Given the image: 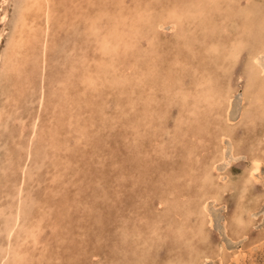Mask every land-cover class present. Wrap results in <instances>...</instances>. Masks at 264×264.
<instances>
[{
    "label": "rangeland",
    "instance_id": "rangeland-1",
    "mask_svg": "<svg viewBox=\"0 0 264 264\" xmlns=\"http://www.w3.org/2000/svg\"><path fill=\"white\" fill-rule=\"evenodd\" d=\"M156 1L157 5H155ZM167 1L122 0L121 3V0H75L73 3L69 4V8L67 9H64L61 7V5L58 7L59 15L73 16L72 18H74L75 22H78L79 24L76 31L73 32L74 30L69 27L68 22H63L64 25L62 24L58 36L54 38L55 40L60 38L62 42H58L60 45L58 46L59 49H56L57 51L54 49L48 52L47 59L49 60V63L46 69V74L48 76L46 79L47 83L58 78L60 74L62 75L63 70L66 69V66L68 65L69 58L66 55L67 47L72 45L73 42L75 43V41V44H78V42L80 43L78 44L80 47H78L79 49L77 55L88 54L90 56L89 59L95 63L100 62L102 58L106 57L100 54L101 47H98V44L96 43H92L91 39L93 33H89V26L90 23L98 18L99 20L97 21L98 23L100 22L98 24V28H101L100 25H102V27L107 26L105 22L111 20L113 17L112 14L119 10H122V12L119 13H121L120 16L123 17V24L125 23V26H123L128 33L126 41L130 45V59L132 56H134L135 59L128 61L127 65L123 67L124 69L119 68L118 70H113V68L110 66L111 61L109 57L105 58L104 61L106 66H103L100 63V65L98 64L99 67L96 65L93 67L97 69L99 68L100 71L98 73L99 75H97V79H94V81L91 82L95 85L90 84L85 94L73 100V103L71 101L65 102L62 103L63 105L61 104V107H55L53 118L51 119L52 123H46V120L49 116L48 113L45 112V115L42 116L43 120H45V124L47 126L49 125L51 130L47 132V135H44L43 138L37 139L36 137L37 140L35 141V147H46L45 149L48 150V159L43 158L44 163H41L35 157H33V160L32 158L29 159V170L32 172V174L30 175L29 173L30 177L28 176L25 178L26 181L21 193V196L24 200H22V202L25 203L23 204L24 206L22 205V216L23 218H27L26 224L28 223L27 225L29 226V245L24 243V248L21 249L25 252L23 255L27 254L26 257L24 256L26 260L30 261L24 263L220 264L222 261L223 264H264V243H262L264 242V100L262 99L263 102L260 101L261 105L256 103L247 106L244 99L245 93L243 88L245 87V80L243 77H238L240 74L243 75V72L246 68V62L248 58L247 46L245 47L246 49H244L240 54V58L234 62L236 64L231 63L229 65V61L225 58H222L221 54H212L211 56H207L204 49V47L211 40H216L220 44L221 48H224V45L226 46L228 42L232 40V38H235V35H237L239 31L243 33L245 38H248L250 35L253 36L252 33L249 34L248 32V30L251 29H245L244 31L240 29V21L244 19V16H242L241 13L244 11L248 12L247 10L252 12L254 11L253 19L256 23L260 22L262 18L261 14L264 13V0H216V2L220 4V8L222 9L221 11H223L222 15H226L227 12H229V9H227L228 3L230 8L232 7V9H234L236 7L238 11L233 15V17L229 16L226 18L222 24L224 26L222 29H219V26H216L217 24L212 25V29L209 19V17L213 15L218 16L219 11L217 12L216 10H213L208 15L203 17H197V15L194 14L192 15L191 12H194V10L189 6L188 3L190 1L199 2L201 0ZM171 1L174 3V5L171 3ZM75 2L78 3V6L73 5L76 4ZM131 2H134L133 4H135V7ZM146 2L149 3V5L147 4L148 6L146 5ZM166 3L168 5L167 7ZM1 4L0 10L4 7L3 3ZM175 4H178L177 7L180 5V9L178 8V11L185 9L186 7L191 14L189 15L188 11L186 10L187 13L185 12L184 18L181 19L180 25H182V27L180 26L173 30L169 21L170 15H168V10L172 8V6L174 7ZM15 5L16 0L10 2L8 18L6 21L8 25H12L13 19L15 17ZM145 5L146 7H149L147 9L152 10H148L150 14L153 12L151 16L145 12L146 16L148 15L151 19L150 22L148 17L144 15V11L147 10ZM116 6H119V8ZM123 8H125V10ZM131 8L133 9L132 11ZM138 9L142 13H140ZM176 9L177 8H174V10ZM67 10L69 13H65ZM61 11H63V14ZM162 12L164 13L162 14ZM129 15L131 17L133 16V18L129 17ZM163 15L166 18H164V21L163 19L161 20V27H159L160 25L157 24H159L160 20L157 18H161ZM186 15L188 16L186 17ZM90 17L95 18H93L92 21V18ZM85 19L87 22L84 21ZM85 22L86 24L88 22L89 23L86 25ZM217 22H219V20ZM2 25L3 22L0 20V29L2 28ZM254 30H256L257 34V29ZM141 36L144 37L141 38ZM88 37L89 39L86 41L85 39ZM172 38L175 39L177 43ZM256 38L258 39L257 36ZM63 39L65 42L67 41L66 44H64L65 42ZM66 39H68L69 42ZM254 39L255 37H250L248 40V45L254 44ZM5 40L6 35L4 34L0 40V52L3 50ZM156 43L159 45H155ZM150 45L152 50H150ZM60 50H62V53H60ZM120 55L121 54L118 53V62H121L123 59L122 55L121 57ZM165 56L170 59L166 58ZM62 59H64L63 62ZM56 63L61 64L57 65ZM62 63H64V66ZM261 63L264 64V57H261ZM187 64H190L191 66L189 65L187 67ZM218 64H222L223 66L228 65L230 67L227 66L226 70H222V68L217 67ZM107 66L110 67L106 68ZM194 67L196 68V71L194 70ZM161 70L164 72H161ZM205 71L209 72V76H211L210 78L212 81L215 80L216 75H221L222 86L225 85L227 88L231 85L233 87L232 92L230 93L233 97H231V107L229 106L227 111L224 113L223 104V106L218 110L221 112L222 118H218L219 116H217L216 111L217 107L215 108L214 104L204 105L201 110L197 111V114L194 115H191L188 112L187 107H190L193 98H196L195 92L193 91L194 81L198 77H202V75L204 76ZM129 73L132 75V77ZM227 74L230 75V79H226L228 76ZM104 76L106 77L104 78ZM118 78L121 80L119 81ZM180 78L182 79L181 83H179ZM79 80H81V78ZM79 80L76 84H79L78 88H82V83H80ZM135 81L138 84H136ZM170 81L172 84L166 86V83H170ZM69 85L70 84H67V87ZM189 85L191 87H189ZM113 86L114 88L112 89ZM179 86H181V89H185V91L188 89L190 92L186 91L184 95H179L177 90ZM166 88L167 90L165 91ZM68 89L70 88L68 87ZM71 90L74 91L73 89ZM90 91L95 92H92V94ZM97 94L99 96H97ZM1 100L2 98L0 96V102ZM25 100V97L23 98L22 96L20 103L25 104ZM116 102H118V104ZM21 106L22 108L19 109L20 113L17 115L22 114L24 116V110L29 111V108H34L35 104H32V107L30 105H26L24 110V105ZM115 106L118 107V109ZM252 107H254L255 110L252 109ZM260 110L262 115L259 114ZM75 115L80 116L78 126L77 122L74 120ZM155 118L156 120H154ZM241 119H243L242 123ZM261 119H263V121ZM26 120H24L25 123H23L22 127L24 126L25 128L26 126V128L29 129V118ZM141 120L144 122H141ZM11 122L12 120L10 119L8 120L7 124L11 126ZM227 122L235 124L234 133L229 138L223 137L220 139V129L223 126L222 124H226ZM0 126V147L4 144L2 142H5L6 140V144H8H4L3 147L0 148V150L3 148L0 151L1 160L2 155L6 152V148L13 146V143H10V141H14L17 139V137L11 136L10 127L8 128V126H6V130L5 126ZM79 126L83 128L78 130ZM18 127H20V125ZM142 127H144V129ZM52 128L56 129V132H53ZM148 129L149 132H147ZM69 132L70 134H68ZM151 132L152 135H150ZM26 134L27 133L24 130L23 137L18 138L20 144L24 143ZM65 137L67 138L65 139ZM52 141H55V143ZM53 146H56V149L53 148ZM64 150L68 151L65 152ZM8 151L14 152L13 158H16L15 161H17L18 157H20L21 149L12 148ZM82 153L83 155H81ZM225 155V162L221 161L220 164L216 165V167H219L220 169H217L211 164L212 159H219ZM252 155L259 156L262 159V162L258 171L260 173L257 172L256 174L257 180L252 179L249 184L245 182V177L248 176L246 170H248L251 166L250 158ZM34 159L37 161V163L34 162ZM62 161H64V163ZM65 163L68 165H65ZM39 167L42 168H40V171ZM159 169L164 171L160 170L157 172ZM177 170H179L180 173ZM168 171L169 175L166 173ZM226 172L229 173V177ZM171 173L173 174L171 175ZM174 173L177 177L179 175V177H175ZM236 174L238 175L236 176ZM241 177L243 178L241 179ZM149 179H151V181ZM236 179H238V181ZM83 183H86L87 185ZM99 184H102L103 186ZM78 185L80 188H78ZM219 185L224 186L223 189H220ZM249 185L251 192H249L250 190L247 192ZM87 187L89 188L88 190ZM5 188L10 194L14 192V186L12 185L11 187L10 183L7 184ZM224 188H226V190ZM102 189L105 190V192ZM99 190L102 192V194L98 193ZM172 190L175 191L173 192L174 194L172 193ZM213 191H219V197L217 199L218 201L212 202L209 200L210 202L205 205L206 207L204 213L200 208V200L203 199L201 194L205 193L206 195H211L213 194ZM56 193L58 196H55ZM92 194L93 196H96L93 197ZM220 196H222V199ZM258 196H260V198ZM255 197H257L260 201L259 207L257 203L259 201H257ZM7 199H9L8 196L2 197L1 202L5 203ZM193 199L197 201H193ZM219 199L222 202H220ZM236 200H240L241 202ZM245 201L246 203L242 204L241 206L240 203ZM252 202H256V204L253 205ZM27 203L30 204L27 205ZM250 203L252 204L251 206L249 205ZM35 205L37 207H35ZM25 211H27L29 214H26ZM48 211L50 213H48ZM98 212L100 214H98ZM7 215V212H4L3 216L0 215V218L2 217V221H0V230L4 229L3 227L4 222L6 221L5 219H9ZM44 215L45 217H43ZM30 219L33 222L35 220V223H33ZM209 220L212 222H210L211 226L209 224ZM1 223H3V225H1ZM203 224H205V226ZM239 224H242L241 226L244 229H242ZM1 233L3 234L2 230L0 231V234ZM2 234L0 235V244L5 242V236ZM206 239L207 241L205 243ZM237 256H239L238 263L235 262V257ZM36 258L37 260L35 261Z\"/></svg>",
    "mask_w": 264,
    "mask_h": 264
},
{
    "label": "bare ground",
    "instance_id": "bare-ground-1",
    "mask_svg": "<svg viewBox=\"0 0 264 264\" xmlns=\"http://www.w3.org/2000/svg\"><path fill=\"white\" fill-rule=\"evenodd\" d=\"M1 1V0H0ZM13 0H2L0 2L3 3V9H1L0 13V20L3 22L2 28L0 29V40L1 37L5 34L6 35V40H5V45L3 47V50L0 52V96L2 98L1 102H0V125H3V127L8 126V128L10 127V131H11V136L14 137L16 136L17 139H15L14 141H10V143H13V146L6 148V152L2 155V159L0 160V215L3 216L4 212H7V216H8V220L7 218L4 220V229H1L3 234H4V238H5V242H2V244H0V264H26L24 262H28L30 260H26V255H23V253H25L21 248H24V243H26V245H29V226L26 224V219L27 218H23L22 216V205L25 204L22 202L23 198L21 196V193L23 191V186L25 184V178L32 174V172L29 170V159L33 157H35L36 159H38L41 163L43 162V158H47L48 159V150L45 149L46 147L43 148V146H39V147H35V141L39 138H43L44 135H47V132H49L51 130V127L45 124V120H43L42 116L45 115V112L48 113V118L46 120V123L51 122V119L53 118V113H54V108L55 107H61L65 102H72L73 100L81 97L82 95L85 94V92L88 90L90 84H93L91 82L94 81V79H97V75H99L98 73L99 68H93L96 66H98V64L106 66L105 64V58L109 57L110 61H111V67L113 68V70H118L119 68L124 69L123 67H125L128 63V61H132L131 59H135L134 56H132V58L130 59L129 53H130V45L128 44V42L126 41V38L128 36V33L126 32L124 26L125 23L123 24V17L120 16L122 12V10H119L117 12H114L112 14V19L105 22V24H107V26H101V28L99 27V23L97 20L95 19L93 21V18L95 17H90L92 18L91 20L93 21L92 23H90V31L89 33H93L92 36V43H96L98 44V47H101V53L102 56H106L105 58H102V60L98 63L93 62L90 58V56L88 54H84V55H77L78 52V47H80L78 44H80L78 42V44H75L73 42L72 45H69L67 47V56H68V65L66 66V69L63 70L62 75L60 74L58 78H56L55 80H51L49 83L46 82L47 79V74H46V69H47V65L49 63V60L47 59V55L48 52L51 50H58L59 49V43L58 42H62V40H60V38L58 40H55L54 38L56 36H58V33L60 31V28L62 27L63 22L67 23L71 29H73L75 32L76 29L78 28V22H75V19L72 18L73 16H63V15H59V10L58 7L61 5V7H63L64 9L69 8V4L73 3L75 0H16V5H15V17L13 19L12 25H8L7 18H8V9L10 8V2H12ZM94 1V0H92ZM113 1V0H112ZM152 1V0H151ZM167 1V0H166ZM187 1V0H186ZM67 2V5H66ZM88 2V1H87ZM86 2V3H87ZM135 2V1H134ZM133 2V3H134ZM159 2V1H158ZM169 2V1H167ZM177 2V1H176ZM76 3V2H75ZM100 3V2H99ZM114 3V2H113ZM122 3V0H121ZM132 3V2H131ZM132 3V4H133ZM151 3V2H150ZM161 3V2H160ZM172 3V1H171ZM168 3V4H171ZM184 3V1H183ZM88 4V3H87ZM149 5V3L146 2V5ZM154 4V3H153ZM159 4V3H158ZM165 4V3H163ZM162 4V5H163ZM174 5V3H172ZM190 7L193 8L194 12H191L192 15H197V17H203L205 15H208L211 11L216 10L218 13V16H211L209 17L210 19V24H211V28L213 29L212 25H216L219 26V29L223 28L224 26L222 25L224 23V21L226 20L227 17L232 16L234 14H236L237 8L235 7L234 9H232V7L230 8V5L228 3V7L227 9H229V12H227V16L226 15H222L221 11L222 9L220 8V4L216 2V0H201L199 2H189L188 3ZM2 5V4H1ZM73 5H77L73 4ZM83 5V4H82ZM103 5V4H102ZM115 5V4H114ZM122 5V4H121ZM129 5V3H128ZM145 5V7H146ZM147 5V6H148ZM157 5V1L156 4ZM161 5V6H162ZM178 4H175V6L172 8H170L168 10L170 17H169V21L171 24V28L174 30L178 27H182L181 24V19L184 18L185 16V12L187 10V8L185 7V9H181L178 11V8L180 9V5L179 7H177ZM80 6V5H79ZM125 6V5H124ZM133 6L135 7V4H133ZM154 6V5H153ZM160 6V4H159ZM164 6V5H163ZM162 6V7H163ZM167 3H166V7H167ZM237 6V5H236ZM247 6V5H246ZM88 7V6H86ZM93 7V6H92ZM117 7V6H116ZM121 7V6H120ZM189 7V8H190ZM224 7V6H223ZM85 8V7H84ZM89 8V7H88ZM111 8V7H110ZM119 8V6L117 7ZM149 7H146V9ZM174 8H177L176 10H174ZM245 8V7H244ZM250 8V7H249ZM256 8V7H255ZM62 9V8H60ZM79 9V8H78ZM87 9V8H86ZM115 9V8H114ZM122 9V7H121ZM125 10V8H123ZM226 9V8H225ZM247 9V7H246ZM252 9V7H251ZM130 10V8H129ZM133 9L131 8V11ZM136 10V9H135ZM148 10L151 9H147L146 11H144V15L146 16V13H148L150 16V12ZM138 11L140 12V10L138 9ZM143 11V10H142ZM152 11V10H151ZM188 11V10H187ZM192 11V10H191ZM248 12L244 11L243 13H241L242 16H244L241 21H240V29L242 31H244L245 29H251L248 30L249 34L252 33L253 36H248V38H245L243 36V33L241 31H239L237 33V35H235V38H232L231 41L228 42V44L225 46L224 44V48H221L220 44L216 41V40H211L205 47V52L207 54V56H211L212 54H216L219 55L221 54L222 58H225L226 60H228V65L231 63L236 62V60L238 58H240V54L242 53V51L244 49H246L245 47L247 46L248 49V58H247V62H246V68L243 72V75L240 74V76L238 78H244L245 80V87L243 88L244 93H245V101L247 106L248 105H252V104H256L258 103L259 105H261L260 101L263 102L264 100V64L261 63V57H264V13H260L262 15L261 21L260 22H255V20L253 19V15H254V11H249ZM63 11H61L62 13ZM81 12V11H80ZM79 12V13H80ZM126 12V11H125ZM128 12V10H127ZM146 12V13H145ZM65 13H69L68 10ZM106 13V12H105ZM133 13V12H132ZM142 13V12H140ZM155 13V12H154ZM164 12H162L163 14ZM187 13V12H186ZM189 13V11H188ZM189 13V15L191 14ZM259 13V12H258ZM63 14V13H62ZM129 14V13H128ZM74 15V14H73ZM138 15V14H137ZM91 16V15H89ZM159 16V15H158ZM188 15H186L187 17ZM258 16V15H256ZM102 17V16H101ZM100 17V18H101ZM129 17H131L129 15ZM146 17H148V20L150 22V18L147 15ZM154 17V16H153ZM160 17V16H159ZM168 17V16H167ZM260 17V16H258ZM133 18V16L131 17ZM137 18V17H135ZM164 15L161 18H157L159 19V27H161V20L163 19L164 21ZM89 19V18H87ZM214 19V20H212ZM219 22H217L216 20ZM90 20V19H89ZM101 20V19H100ZM106 20V19H105ZM144 20V18H143ZM146 20V19H145ZM154 20V19H153ZM152 20V21H153ZM81 21V20H80ZM86 21V19L84 20ZM102 21V20H101ZM127 21V20H126ZM129 21V20H128ZM133 21V20H132ZM87 22V21H86ZM85 22V24H86ZM91 22V21H89ZM88 22V23H89ZM130 22V21H129ZM137 22V20H136ZM148 22V21H147ZM83 23V22H82ZM87 23V24H88ZM135 23V22H134ZM165 23V22H164ZM163 23V24H164ZM86 24V25H87ZM138 24V23H137ZM143 24V23H142ZM64 25V24H63ZM124 25V26H123ZM144 25V24H143ZM147 25V24H146ZM192 25V24H191ZM154 26V25H153ZM209 26V25H208ZM233 26V25H232ZM68 27V26H66ZM130 27V26H129ZM137 27V26H136ZM148 27V26H147ZM234 27V26H233ZM70 28H68L69 30H71ZM88 28V27H87ZM132 28V27H131ZM257 29V34H256V30ZM127 29V28H126ZM143 29V28H142ZM145 29V28H144ZM148 29V28H147ZM153 29V28H152ZM156 29V28H155ZM159 29V28H158ZM149 30V29H148ZM68 31V30H67ZM86 31V30H85ZM129 31V30H127ZM143 31V30H142ZM186 31V30H185ZM188 31V30H187ZM65 32V31H64ZM87 32V31H86ZM134 32V31H133ZM159 32V31H158ZM173 32V31H171ZM83 33V32H82ZM88 33V32H87ZM149 33V32H148ZM219 33V32H218ZM66 34V32H65ZM73 34V33H71ZM81 34V33H78ZM145 34V33H143ZM168 34V33H167ZM172 34V33H171ZM191 34V33H190ZM67 35V34H66ZM84 35V33H83ZM85 35L87 36V34L85 33ZM136 35V34H134ZM221 35V34H220ZM80 36V35H79ZM85 36V37H86ZM137 36V35H136ZM140 36V35H139ZM153 36V35H152ZM164 36V35H163ZM168 36V35H167ZM189 36V35H188ZM256 36L258 37V39L256 38ZM69 37V36H68ZM84 37V38H85ZM144 37V36H143ZM141 36V38H143ZM253 38L255 37L254 44H249L248 45V40L249 38ZM62 38V37H61ZM64 38V36H63ZM81 38V37H80ZM88 38H86L85 40L87 41ZM173 39V38H172ZM181 39V38H180ZM184 39V37H183ZM3 40V39H2ZM64 40V39H63ZM68 40V39H66ZM136 40V39H135ZM138 40V39H137ZM153 40V39H152ZM151 40V41H152ZM164 40V39H163ZM175 41V39H173ZM251 40V39H250ZM72 41V40H70ZM80 41V40H79ZM82 41V40H81ZM148 41V40H147ZM169 41V40H168ZM65 42V40H64ZM69 42V40H68ZM176 42V41H175ZM193 42V41H192ZM67 41L64 43L66 44ZM82 43V42H81ZM85 44H87L86 42H84ZM131 43V41H130ZM139 43V42H138ZM150 43V42H149ZM159 43V42H158ZM177 43V42H176ZM179 43V42H178ZM134 44V43H133ZM132 44V45H133ZM190 44V43H189ZM152 45V44H151ZM151 45H150V50L151 49ZM155 45H159V44H155ZM179 45V44H178ZM177 45V46H178ZM171 46V45H170ZM201 46V45H200ZM62 47V46H61ZM134 47V46H133ZM176 47V46H175ZM180 47V46H179ZM188 47V46H187ZM186 48V47H185ZM189 48V47H188ZM158 49V48H157ZM56 50V51H57ZM140 50V49H139ZM154 50V49H153ZM184 50V49H183ZM62 53V50H60ZM176 51V50H175ZM187 51V50H185ZM96 52V51H95ZM189 52V51H187ZM198 52V51H196ZM58 53V52H57ZM58 53V54H60ZM94 53V52H93ZM118 53H120L122 55V61L118 62ZM191 53V52H190ZM56 54V53H55ZM65 54V53H64ZM63 54V55H64ZM140 54V53H139ZM62 55V56H63ZM114 55V56H113ZM120 55V57H121ZM124 55V56H123ZM138 55V54H137ZM161 55V54H159ZM215 55V56H216ZM54 56V55H53ZM191 56V55H190ZM220 56V57H221ZM139 57V56H138ZM166 57V56H165ZM178 57V56H177ZM193 57V56H192ZM56 58V56H55ZM61 58V57H60ZM59 58V59H60ZM168 58V57H166ZM175 58V57H174ZM170 59V58H168ZM173 59V58H172ZM171 59V60H172ZM64 59H62L63 62ZM107 60V59H106ZM139 60V59H138ZM193 60V59H192ZM57 61V60H56ZM109 61V60H108ZM152 61V60H151ZM174 61V60H173ZM194 61V60H193ZM58 62V61H57ZM67 62V61H66ZM117 62V63H116ZM141 62V61H140ZM178 62V61H176ZM122 63V64H121ZM173 63V62H172ZM180 63V62H179ZM185 63V62H184ZM57 64V63H56ZM59 64V63H58ZM57 64V65H58ZM61 64V63H60ZM59 64V65H60ZM64 63H62L63 65ZM143 64V63H142ZM236 64V63H234ZM55 65V64H54ZM190 64H187V67ZM225 65L223 66L222 64H218L217 67L222 68V70H226L227 66ZM56 66V65H55ZM64 66V65H63ZM107 66L106 68L110 67ZM154 66V65H153ZM163 66V65H162ZM191 66V65H190ZM59 67V66H58ZM99 67V66H98ZM165 67V66H164ZM172 67V66H171ZM180 67V65H179ZM199 67V66H198ZM230 67V66H228ZM176 68V67H174ZM201 68V67H200ZM235 68V66H234ZM60 69V68H58ZM63 69V68H62ZM102 69V68H101ZM130 69V68H129ZM170 69V68H169ZM186 69V68H185ZM209 69V68H208ZM103 70V69H102ZM171 70V69H170ZM194 70L196 71V68L194 67ZM108 71V70H107ZM132 71V70H131ZM159 71V69H158ZM163 70H161L162 72ZM176 71V70H175ZM179 71V70H178ZM177 71V72H178ZM200 71V70H198ZM61 72V71H60ZM111 72V71H110ZM117 72V71H116ZM123 72V71H122ZM121 72V73H122ZM130 72V71H129ZM164 72V71H163ZM194 72V71H193ZM210 72V70H209ZM208 71L204 72V76L202 75V77H198L195 81H194V85H193V91L195 92L196 98H193L190 107H187L188 112L191 115L197 114V111H200L201 108L206 105H212L214 104V107L216 108L217 111V116H219L218 118L221 117V112H219V108L223 106L224 104V113L227 111V109L229 108L230 102H231V92L233 87L230 85L229 87H225V85L222 86V76L221 75H216L215 80L212 81L211 80V76H209ZM214 72V71H213ZM234 72V70H233ZM56 73V72H55ZM102 73V72H101ZM202 73V72H201ZM225 73V72H224ZM229 73V72H228ZM103 74V73H102ZM101 74V75H102ZM130 74V73H129ZM175 74V73H174ZM126 75V74H125ZM131 75V74H130ZM129 75V76H130ZM228 75V74H227ZM233 75V74H232ZM110 76V75H109ZM118 76V75H117ZM135 76V75H134ZM185 76V75H184ZM189 76V75H187ZM230 75H228L226 77V79H230L229 77ZM96 77V78H95ZM101 77V76H100ZM106 76H104L105 78ZM123 77V76H121ZM132 77V75H131ZM179 77V76H178ZM81 78V80H79ZM120 78V77H119ZM118 78V79H119ZM112 79V78H111ZM115 79V78H114ZM117 79V81H118ZM173 79V77H172ZM185 79V78H184ZM187 79V78H186ZM80 81V83H82V88H78L79 84H76L77 81ZM110 80V79H109ZM121 79H119L120 81ZM141 80V79H139ZM138 80V81H139ZM176 80V79H175ZM100 81V80H99ZM124 81V80H123ZM172 81V80H171ZM170 81V83H166V86L171 85L172 82ZM182 79L180 78L179 83H181ZM191 82V81H190ZM108 83V82H107ZM113 83V82H112ZM131 83V81H130ZM136 83V81H135ZM233 83V82H232ZM237 83V82H236ZM67 84H70L68 87L70 89H68ZM106 84V83H105ZM111 84V83H110ZM138 84V83H136ZM230 84V83H229ZM228 84V85H229ZM95 85V84H93ZM99 85V84H98ZM103 85V84H102ZM112 85V84H111ZM134 85V84H133ZM104 86V85H103ZM119 86V85H118ZM99 87V86H98ZM123 87V86H122ZM189 87H191L189 85ZM188 87V88H189ZM100 88V87H99ZM114 88V86L112 87V89ZM71 89H73L74 91H72ZM135 89V87H134ZM171 89V88H170ZM190 89V88H189ZM167 90V88L165 89V91ZM179 95L181 94H185L186 91L190 92L188 89L185 91V89H181V86H179L177 88ZM118 91V90H117ZM91 92V91H90ZM93 92V91H92ZM91 92V93H92ZM95 92V91H94ZM93 92V93H94ZM122 92V90H121ZM137 92V91H136ZM236 92V91H235ZM92 93V94H93ZM97 93V90H96ZM111 93V91H110ZM114 93V92H113ZM193 93V92H192ZM243 93V94H244ZM100 94V93H99ZM139 94V93H138ZM112 95V94H111ZM147 95V94H146ZM182 95V96H183ZM25 97V104H21L20 100L21 98ZM86 96V95H85ZM97 96H99L97 94ZM140 96V95H139ZM138 96V97H139ZM174 96V95H173ZM244 96V95H243ZM106 97V96H105ZM109 97V96H108ZM101 98V96H100ZM104 98V97H103ZM233 98V97H232ZM113 99V98H112ZM140 99V98H139ZM263 99V100H262ZM173 100V99H172ZM175 100V99H174ZM80 101V100H79ZM107 101V100H106ZM110 101V100H109ZM156 101V100H155ZM223 101V102H222ZM22 102V101H21ZM111 102V101H110ZM132 102V101H131ZM7 103V105H6ZM23 103V102H22ZM73 103V102H72ZM115 103V102H114ZM118 104V102H116ZM148 103V102H147ZM178 103V102H177ZM243 103V102H242ZM24 105L23 110L25 109L26 105H30L32 107V104H35L34 108H29V111L24 110L25 114L24 116L22 114L17 115L19 112V109L22 108L21 105ZM62 104V105H61ZM109 104V102H108ZM172 104V103H171ZM232 104V103H231ZM111 105V103H110ZM10 106V107H7ZM88 106V105H87ZM155 106V104H154ZM158 106V105H157ZM108 107V106H106ZM116 107V106H115ZM213 107V108H214ZM65 108V107H64ZM118 109V107H116ZM152 108V107H151ZM175 108V107H174ZM180 108V107H179ZM261 108V107H259ZM124 109V108H123ZM176 109V108H175ZM182 109V108H181ZM209 109V107H208ZM245 109V108H244ZM252 109H254V107H252ZM65 110V109H64ZM152 110V109H151ZM206 110V109H205ZM255 110V109H254ZM262 110V109H261ZM261 110L259 111V114L262 115ZM27 111V112H26ZM74 111V110H73ZM107 111V109H106ZM150 111V109H149ZM64 112V111H63ZM93 112V111H92ZM129 112V111H128ZM151 112V111H150ZM178 112V111H177ZM204 112V111H203ZM245 112V111H244ZM261 112V113H260ZM99 113V112H98ZM135 113V112H134ZM153 113V112H152ZM254 113V112H253ZM264 113V112H263ZM136 115V114H135ZM153 115V114H152ZM174 115V114H173ZM243 115V114H242ZM257 115V114H256ZM264 115V114H263ZM159 116V115H158ZM177 116V115H176ZM215 116V115H214ZM244 116V115H243ZM59 117V116H58ZM80 116L79 115H75L74 116V120L77 122V126L79 125V121H80ZM93 117V116H92ZM153 117V116H152ZM160 117V116H159ZM10 118L12 120L11 122V126H9V124H7L8 119ZM29 118V124H28V128H24V126L22 127L24 120ZM72 118V117H71ZM107 118V117H106ZM137 118V117H136ZM169 118V117H168ZM175 118V117H174ZM222 118V117H221ZM225 118V117H224ZM227 118V117H226ZM241 118V117H240ZM250 118V117H249ZM234 119V118H233ZM149 120V119H147ZM153 120V119H152ZM156 120V118L154 119ZM192 120V119H191ZM197 120V119H196ZM203 120V119H202ZM241 123L243 122V119H241ZM245 120V118H244ZM250 120V119H248ZM252 120V118H251ZM263 121V119H261ZM28 121V120H26ZM73 121V120H70ZM95 121V119H94ZM198 121V120H197ZM209 121V120H208ZM227 121V120H226ZM233 121V120H232ZM254 121V120H253ZM141 122H144L141 120ZM162 122V121H161ZM230 122V121H229ZM234 122V121H233ZM264 122V121H263ZM52 123V122H51ZM56 123V121H55ZM69 123V121H68ZM99 123V122H98ZM160 123V122H159ZM166 123V122H165ZM206 123V122H205ZM238 123V122H237ZM118 124V123H117ZM145 124V123H144ZM20 125V127H18ZM25 125V124H24ZM151 125V124H150ZM223 126L220 129V139H222L223 137H231L234 133V127L235 124L233 123H226V124H222ZM237 125V124H236ZM239 125V124H238ZM75 126V125H74ZM148 126V125H146ZM154 126V125H153ZM205 126V125H204ZM207 126V125H206ZM1 127V126H0ZM16 127V129H15ZM80 128H83L81 126L78 127V130ZM128 128V127H126ZM141 128V126H140ZM144 129V127H142ZM208 128V127H207ZM218 128V127H217ZM237 128V127H236ZM239 128V127H238ZM61 129V128H60ZM142 129V130H143ZM169 129V128H168ZM7 130V129H6ZM18 130V131H17ZM27 133L25 136V140L24 143L20 144V141L18 140L19 137H23V132ZM53 132H56V129L52 128ZM62 130V129H61ZM82 130V129H81ZM216 130V129H215ZM249 130V129H248ZM5 131V130H4ZM76 131V130H75ZM133 131V130H132ZM135 131V130H134ZM141 131V130H140ZM79 132V131H78ZM102 132V130H101ZM149 132V129L148 131ZM155 132V131H154ZM169 132V131H168ZM167 132V133H168ZM215 132V131H214ZM82 133V132H81ZM203 133V132H202ZM242 133V132H241ZM248 133V132H247ZM70 134V132L68 133ZM83 134V133H82ZM102 134V133H101ZM154 134V133H153ZM156 134V133H155ZM2 135V134H1ZM79 135V133H78ZM123 135V134H122ZM142 135V134H141ZM148 135V134H147ZM150 135H152V132L150 133ZM248 135V134H247ZM56 136V135H54ZM66 136V135H65ZM69 136V135H68ZM72 136V135H71ZM170 136V135H169ZM244 136V135H243ZM37 137V139H36ZM143 137V136H142ZM152 137V136H150ZM149 137V138H150ZM214 137V136H213ZM219 137V136H218ZM248 137V136H247ZM264 137V136H263ZM50 138V137H48ZM67 137H65L66 139ZM73 138V137H72ZM79 138V137H78ZM122 138V136H121ZM126 138V137H125ZM217 138V137H216ZM245 138V137H244ZM21 139V138H20ZM74 139V138H73ZM95 139V138H94ZM105 139V138H104ZM218 139V138H217ZM71 140V139H70ZM88 140V139H87ZM125 140V139H124ZM149 140V139H148ZM226 140V139H225ZM245 140V139H244ZM7 141V140H6ZM5 142H2L4 144H6ZM119 141V140H118ZM146 141V140H145ZM221 141V140H220ZM248 141V140H247ZM251 141V140H249ZM254 141V140H253ZM37 142H42V141H37ZM46 142V141H45ZM55 143V141H52ZM65 142V141H64ZM63 142V143H64ZM86 142V141H85ZM110 142V141H109ZM122 142V141H121ZM158 142V141H157ZM222 142V141H221ZM228 142V141H227ZM67 143V142H66ZM70 143V142H69ZM162 143V142H161ZM3 144V145H4ZM44 144V142H43ZM61 144V142H60ZM65 144V143H64ZM89 144V143H88ZM149 144V143H148ZM223 144V143H222ZM3 145L1 147H3ZM8 145V144H6ZM62 145V144H61ZM70 145V144H69ZM68 145V146H69ZM76 145V144H75ZM87 145V144H86ZM105 145V144H104ZM124 145V144H123ZM158 145V144H157ZM232 145V144H231ZM235 145V144H234ZM245 145V144H244ZM250 145V144H249ZM253 145V144H252ZM47 146V144H46ZM125 146V145H124ZM129 146V145H128ZM139 146V145H138ZM151 146V145H150ZM0 147V148H1ZM74 147V146H73ZM12 148H20L21 152H20V157H18V160L15 161V159L13 158V153L14 152H9L8 150H11ZM53 148L56 149V146H53ZM65 148V146H64ZM68 148V147H67ZM157 148V147H156ZM162 148V147H161ZM164 148V147H163ZM175 148V147H174ZM203 148V147H202ZM224 148V147H223ZM254 148V147H253ZM3 149V148H2ZM1 149V150H2ZM96 149V148H95ZM128 149V148H127ZM238 149V148H237ZM0 150V151H1ZM72 150V148H71ZM85 150V149H84ZM139 150V149H138ZM166 150V149H165ZM225 150V149H224ZM232 150V149H231ZM50 151V150H49ZM52 151V150H51ZM65 152H67L66 150H64ZM140 151V150H139ZM230 151V150H229ZM252 151V150H251ZM16 152V150H15ZM152 152V151H151ZM150 152V153H151ZM155 152V151H153ZM257 152V151H256ZM19 153V151H18ZM78 153V152H77ZM252 153V152H251ZM255 153V152H253ZM34 154V155H33ZM92 154V153H91ZM90 154V155H91ZM207 154V152H206ZM220 154V153H219ZM224 154V153H223ZM83 155V153L81 154ZM85 155V154H84ZM140 155V154H139ZM143 155V154H141ZM232 155V154H231ZM18 156V155H17ZM88 156V155H87ZM236 156V155H235ZM38 157V158H37ZM60 157V155H59ZM92 157V156H91ZM51 158V157H50ZM61 158V157H60ZM243 158V157H242ZM52 159V158H51ZM98 159V158H97ZM149 159V158H148ZM157 159V158H156ZM184 159V158H183ZM237 159V158H236ZM89 160V159H88ZM226 160V155L223 157H220L219 159H212L211 160V164L216 167V165L220 164L221 161ZM232 160V159H231ZM235 160V159H234ZM55 161V160H54ZM104 161V160H103ZM182 161V160H180ZM237 161V160H235ZM34 162L37 163V161L34 159ZM47 162V161H46ZM64 163V161H62ZM187 162V161H186ZM225 162V161H224ZM262 159L257 156V155H252L250 158V163L251 166L249 167L247 171L248 176H246V181L247 183H249L252 179L253 180H257L256 178V174L259 171V167L261 165ZM44 163V162H43ZM56 163V162H55ZM60 163V162H59ZM191 163V162H190ZM229 163V162H228ZM75 164V163H73ZM78 164V163H77ZM104 164V163H103ZM147 164V163H146ZM165 164V163H164ZM36 165V164H35ZM42 165V164H41ZM40 165V166H41ZM55 165V164H54ZM65 165H68L65 163ZM169 165V164H168ZM206 165V163H205ZM34 166V165H33ZM60 166V165H59ZM164 166V165H161ZM160 166V167H161ZM212 166V167H213ZM38 167V165H37ZM44 167V166H42ZM53 167V165H52ZM94 167V166H93ZM153 167V165H152ZM168 167V166H167ZM33 168V167H32ZM35 168V166H34ZM39 167V171H40ZM75 168V167H74ZM85 168V167H84ZM171 168V167H169ZM173 168V167H172ZM217 168V167H216ZM214 168V169H216ZM219 168V167H218ZM217 168V169H218ZM42 169V168H41ZM89 169V168H88ZM162 169V168H161ZM161 169L157 170L160 171ZM165 169H166V165H165ZM220 169V168H219ZM168 170V169H167ZM166 170V171H167ZM174 170V169H173ZM36 171V170H35ZM54 171V170H53ZM79 171V170H78ZM156 171V169H155ZM164 171V170H161ZM170 171V170H169ZM169 171L166 172L169 175ZM179 171V170H177ZM185 171V169H184ZM219 171V170H216ZM74 172V171H73ZM97 172V171H96ZM101 172V171H100ZM153 172V171H152ZM174 172V171H173ZM193 172V171H191ZM233 172V171H232ZM161 173V172H160ZM180 173V171H179ZM194 173V172H193ZM196 173V172H195ZM222 173V172H221ZM227 173V172H226ZM230 173V171H229ZM229 173L228 177H229ZM238 173V172H237ZM242 173V172H241ZM246 173V172H245ZM260 173V172H258ZM65 174V173H64ZM89 174V173H88ZM124 174V173H122ZM165 174V173H164ZM173 173H171L172 175ZM211 174V173H210ZM244 174V172H243ZM56 175V174H55ZM160 175V174H158ZM157 175V176H158ZM175 177L176 174L174 173ZM238 174H236L237 176ZM259 175V174H258ZM92 176V175H91ZM147 176V175H146ZM161 176V175H160ZM166 176V175H165ZM232 176V175H231ZM235 176V174H234ZM30 177V176H29ZM55 177V176H54ZM75 177V176H74ZM77 177V176H76ZM90 177V176H88ZM155 177V176H154ZM163 177V176H162ZM161 177V179H162ZM170 177V176H169ZM179 177V175H178ZM177 177V178H178ZM57 178V177H56ZM61 178V177H60ZM82 178V177H81ZM80 178V179H81ZM156 178V177H155ZM154 178V179H155ZM166 178V177H165ZM182 178V177H181ZM227 178V177H226ZM234 178V177H233ZM236 178V177H235ZM243 177H241L242 179ZM259 178V177H258ZM30 179V178H28ZM27 179V180H28ZM69 179V178H68ZM76 179V178H75ZM79 179V180H80ZM91 179V178H90ZM87 179V180H90ZM158 179V178H157ZM170 179V178H169ZM220 179V177H219ZM225 179V178H224ZM86 180V181H87ZM93 180V179H92ZM151 181V179H149ZM168 180V179H167ZM179 180V179H177ZM182 180V179H181ZM230 180V179H229ZM235 180V179H234ZM238 181V179H236ZM37 181V180H36ZM35 181V182H36ZM51 181V180H50ZM158 181V180H156ZM160 181V179H159ZM163 181V180H162ZM180 181V180H179ZM241 181V180H240ZM244 181V180H243ZM28 182V181H27ZM93 182V181H92ZM95 182V180H94ZM99 182V181H97ZM96 182V183H97ZM165 182V181H164ZM169 182V180H168ZM187 182V181H186ZM227 182V181H226ZM235 182V181H234ZM11 184L14 186V192L13 193H9L6 190V185L7 184ZM39 183V182H38ZM87 183V182H86ZM83 183V184H86ZM150 183V182H149ZM176 183V182H175ZM180 183V182H178ZM33 184V183H32ZM53 184V183H52ZM81 184V183H80ZM89 184V183H88ZM95 184V183H94ZM159 184V182H158ZM163 184V183H162ZM161 184V185H162ZM187 184V183H186ZM239 184V182H238ZM250 184V183H249ZM253 184V183H252ZM55 185V184H54ZM87 185V184H86ZM92 185V184H91ZM96 185V184H95ZM94 185V186H95ZM101 186H103L102 184H99ZM156 185V183H155ZM188 185V184H187ZM246 185V184H245ZM244 185V186H245ZM43 186V185H42ZM51 186V185H50ZM57 186V185H56ZM62 186V185H61ZM67 186V185H66ZM97 186V185H96ZM136 186V185H135ZM175 186V185H174ZM181 186V185H180ZM185 186V185H184ZM220 186V185H219ZM218 186V187H219ZM237 186V185H236ZM37 187V186H36ZM35 187V188H36ZM40 187V186H39ZM162 188H164L163 186H161ZM224 186H220V189H223ZM48 188V187H47ZM59 188V187H58ZM78 188H80V186L78 185ZM93 188V186H92ZM95 188V187H94ZM173 188V187H172ZM181 188V187H180ZM185 188V187H184ZM194 188V187H193ZM250 188V185H249ZM249 192H251V188ZM39 189V188H38ZM82 189V188H81ZM80 189V190H81ZM89 188L87 187V190ZM97 189V188H96ZM104 189V188H103ZM102 189V190H103ZM129 189V188H128ZM155 189V187H154ZM196 189V188H195ZM226 190V188H224ZM255 189V187H254ZM49 190V188H48ZM63 190V189H62ZM76 190V189H75ZM86 190V188H85ZM92 190V189H91ZM107 190V189H106ZM142 190V189H141ZM150 190V189H149ZM168 190V189H167ZM171 190V189H170ZM198 190V189H197ZM228 190V189H227ZM253 190V189H252ZM51 191V190H50ZM65 191V190H64ZM94 191V190H93ZM105 192V190H103ZM153 191V190H152ZM164 191V190H163ZM207 191V190H206ZM205 191V193H206ZM240 191V190H239ZM244 191V190H243ZM246 191V190H245ZM255 191V190H254ZM54 192V191H53ZM88 192V191H87ZM85 192V193H87ZM97 192V190H96ZM103 192V193H104ZM108 192V191H107ZM106 192V193H107ZM175 192L174 190H172V193ZM199 192V190H198ZM226 192V191H224ZM230 192V191H229ZM78 193V192H77ZM90 193V192H89ZM98 193H101L100 190ZM156 193V190H155ZM204 193V192H203ZM201 194V204H200V208L202 210V212L205 213V205L210 202V201H218V197H219V191H213V194L211 195H206V194ZM243 193V192H242ZM4 194V195H3ZM53 194V193H51ZM94 194V193H93ZM92 194V196H93ZM108 194V193H107ZM143 194V193H142ZM163 194V193H162ZM174 194V193H173ZM171 194V195H173ZM177 194V193H175ZM181 194V192H180ZM195 194V192H194ZM231 194V193H230ZM253 194V193H252ZM26 195V194H25ZM57 195V193L55 194V196ZM105 195V194H104ZM140 195V194H139ZM221 195V194H220ZM246 195V194H245ZM8 196L9 199H7V201L5 203H2V197ZM58 196V195H57ZM74 196V195H73ZM81 196V194H80ZM91 196V198H92ZM96 196V195H94ZM93 196V197H94ZM153 196V195H152ZM161 196V195H160ZM243 196V195H242ZM252 196V195H251ZM256 196V194H255ZM24 197V196H23ZM103 197V196H102ZM106 197V196H104ZM156 197V196H155ZM175 197V196H174ZM222 199V196H220ZM230 197V196H229ZM237 197V196H236ZM244 197V196H243ZM253 197V196H252ZM260 198V196H258ZM264 197V194H263ZM7 198V197H6ZM22 198V199H21ZM29 198V197H28ZM231 198V197H230ZM229 198V199H230ZM34 199V198H33ZM83 199V198H82ZM97 199V198H96ZM109 199V198H108ZM154 199V197H153ZM161 199V198H160ZM234 199V197H233ZM240 199V198H239ZM255 199L258 200L257 197H255ZM48 200V199H47ZM80 200V198H79ZM86 200V199H85ZM92 200V199H91ZM106 200V199H105ZM167 200V199H166ZM176 200V199H175ZM195 199H193L194 201ZM210 200V201H209ZM220 200V199H219ZM24 201V200H23ZM31 201V200H30ZM107 201V200H106ZM113 201V200H112ZM182 201V200H181ZM197 201V200H195ZM199 201V200H198ZM232 201V200H231ZM236 201H240V200H236ZM244 201V199H243ZM247 201V199H246ZM240 203L241 206L242 204L246 203ZM252 201V200H251ZM38 202V201H37ZM109 202V201H108ZM114 202V201H113ZM119 202V200H118ZM220 202H222L220 200ZM241 202V201H240ZM83 203V202H82ZM180 203V202H179ZM253 203V202H252ZM258 203V207H259V202ZM30 203H27V205ZM34 204V203H32ZM36 204V203H35ZM38 204V203H37ZM80 204V203H79ZM133 204V203H132ZM167 204V203H166ZM170 204V203H169ZM239 204V202H238ZM255 203H253V205H255ZM83 205V204H82ZM90 205V204H89ZM181 205V204H180ZM184 205V204H183ZM187 205V203H186ZM190 205V203H189ZM250 206L252 205L251 203L249 204ZM24 206V205H23ZM85 206V204H84ZM109 206V205H108ZM111 206V205H110ZM179 206V205H178ZM237 206V205H236ZM235 206V207H236ZM257 206V205H256ZM255 206V207H256ZM29 207V206H28ZM31 207V206H30ZM35 207H37L35 205ZM93 207V206H92ZM107 207V206H106ZM141 207V206H139ZM239 207V206H238ZM244 207V205H243ZM242 207V208H243ZM248 207V206H247ZM246 207V208H247ZM183 208V206H182ZM31 209V208H30ZM82 209V208H81ZM249 209V207H248ZM251 209V208H250ZM41 210V209H39ZM88 210V209H87ZM241 210V209H240ZM43 211V210H42ZM47 211V210H46ZM51 211V210H49ZM48 211V213H50ZM166 211V210H165ZM199 211V210H198ZM255 211V210H254ZM26 214H29L27 211H25ZM84 212V211H83ZM170 212V211H169ZM236 212V211H235ZM243 212V211H242ZM252 212V211H251ZM52 213V212H51ZM87 213V212H85ZM84 213V214H85ZM94 213V211H93ZM129 213V212H128ZM202 213V214H204ZM207 213V212H206ZM98 214H100L98 212ZM201 214V215H202ZM150 215V214H149ZM255 215V214H254ZM5 216V215H4ZM49 216V215H48ZM47 216V217H48ZM252 216V215H251ZM250 216V217H251ZM37 217V216H36ZM45 217V215L43 216ZM243 217V216H241ZM240 217V218H241ZM49 218V217H48ZM2 221V217L0 218ZM39 219V218H38ZM191 219V218H190ZM233 219V218H232ZM235 219V218H234ZM237 219V218H236ZM251 219V218H250ZM31 220V219H30ZM49 220V219H48ZM32 221V220H31ZM99 221V220H98ZM238 221V220H237ZM33 222V221H32ZM95 222V221H94ZM152 222V221H151ZM211 221L209 220V224L211 226ZM35 223V220L34 222ZM38 223V222H36ZM237 223V222H236ZM250 223V222H249ZM41 224V223H40ZM79 224V223H78ZM180 224V223H179ZM208 224V225H209ZM1 225H3V223H1ZM34 225V224H33ZM38 225V224H37ZM155 225V224H154ZM205 226V224H203ZM202 225V226H203ZM242 225V224H241ZM239 224V226H241ZM31 226V225H30ZM47 226V225H46ZM245 226V225H244ZM250 226V225H248ZM33 227V226H32ZM167 227V226H166ZM199 227V226H198ZM230 227V226H229ZM80 228V227H78ZM203 228V227H202ZM242 228V226H241ZM246 228V227H245ZM70 229V228H69ZM82 229V228H81ZM79 229V230H81ZM92 229V228H91ZM155 229V228H154ZM180 229V228H179ZM244 229V228H242ZM0 230V231H1ZM178 230V228H177ZM203 230V229H202ZM231 230V229H230ZM32 231V230H31ZM88 231V230H87ZM246 231V229H245ZM72 232V231H71ZM180 232V231H179ZM200 232V231H199ZM232 232V230H231ZM247 232V231H246ZM45 233V230H44ZM84 233V232H83ZM2 234V233H1ZM0 234V235H1ZM2 234V235H3ZM37 234V233H36ZM82 234V233H81ZM154 234V233H153ZM244 234V233H243ZM31 235V234H30ZM35 235V234H34ZM73 235V234H72ZM197 235V234H196ZM240 235V234H239ZM242 235V233H241ZM240 235V236H241ZM33 236V233H32ZM80 236V235H79ZM160 236V235H159ZM235 236V235H234ZM158 237V236H157ZM175 237V236H174ZM189 237V236H188ZM191 237V236H190ZM209 237V236H206ZM238 237V236H237ZM235 237V238H237ZM74 238V237H73ZM192 238V237H191ZM51 239V238H50ZM33 240V239H32ZM39 240V239H38ZM54 240V239H53ZM161 240V239H159ZM51 241V240H50ZM63 241V240H62ZM133 241V240H132ZM163 241V240H162ZM207 239L205 240L206 243ZM88 242V240H87ZM86 242V243H87ZM197 242V241H196ZM4 243V244H3ZM178 243V242H177ZM188 243V242H187ZM190 243V242H189ZM264 243V242H262ZM83 244V243H82ZM90 244V243H89ZM191 244V243H190ZM189 244V245H190ZM41 245V244H40ZM87 245V244H86ZM213 245V244H212ZM34 247V245H33ZM90 247V246H87ZM92 247V245H91ZM210 247V246H209ZM38 248V247H37ZM189 248V247H188ZM193 248V247H192ZM217 248V247H216ZM221 248V247H220ZM42 249V248H41ZM49 249V248H48ZM46 249V250H48ZM194 249V248H193ZM33 250V249H32ZM31 250V251H32ZM35 250V249H34ZM64 250V249H63ZM91 251V250H90ZM221 251V249H220ZM28 252V250H27ZM35 252V251H34ZM83 252V251H82ZM180 252V251H179ZM190 252V251H189ZM192 253V252H191ZM203 253V252H202ZM220 253V252H219ZM45 254V253H44ZM83 254V253H82ZM167 254V253H166ZM180 254V253H179ZM201 254V253H200ZM218 254V253H217ZM29 255V254H28ZM25 256V257H24ZM43 256V255H42ZM47 256V255H46ZM156 256V255H155ZM95 257V256H94ZM238 257H235V262L238 263ZM30 258V257H29ZM28 259V258H27ZM195 259V258H194ZM222 259V258H221ZM37 260V258L35 259V261ZM206 260V259H205ZM204 260V261H205ZM217 260V259H216ZM32 262V261H31ZM39 262V261H38ZM37 262V263H38ZM49 262V261H47ZM106 262V261H105ZM114 262V261H113ZM95 263V262H94ZM175 263V262H174ZM29 264V263H28ZM36 264V263H34ZM49 264V263H48ZM109 264V263H108ZM220 264H223L222 261Z\"/></svg>",
    "mask_w": 264,
    "mask_h": 264
}]
</instances>
